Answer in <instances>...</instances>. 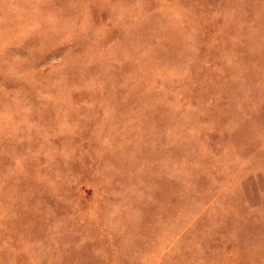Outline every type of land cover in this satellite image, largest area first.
Wrapping results in <instances>:
<instances>
[{
  "label": "rangeland",
  "instance_id": "rangeland-1",
  "mask_svg": "<svg viewBox=\"0 0 264 264\" xmlns=\"http://www.w3.org/2000/svg\"><path fill=\"white\" fill-rule=\"evenodd\" d=\"M0 264H264V0H0Z\"/></svg>",
  "mask_w": 264,
  "mask_h": 264
}]
</instances>
